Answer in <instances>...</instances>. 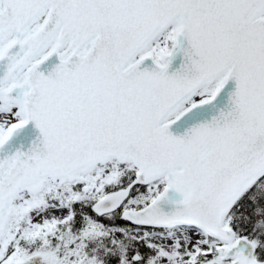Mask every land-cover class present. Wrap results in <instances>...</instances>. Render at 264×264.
I'll use <instances>...</instances> for the list:
<instances>
[{
    "label": "snow or ice",
    "instance_id": "obj_1",
    "mask_svg": "<svg viewBox=\"0 0 264 264\" xmlns=\"http://www.w3.org/2000/svg\"><path fill=\"white\" fill-rule=\"evenodd\" d=\"M0 264H264V0H0Z\"/></svg>",
    "mask_w": 264,
    "mask_h": 264
}]
</instances>
